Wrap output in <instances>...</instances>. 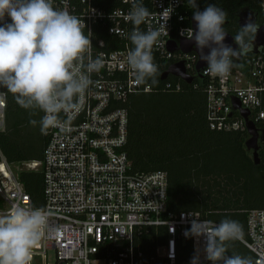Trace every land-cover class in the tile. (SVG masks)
I'll return each mask as SVG.
<instances>
[{"label": "built area", "instance_id": "1", "mask_svg": "<svg viewBox=\"0 0 264 264\" xmlns=\"http://www.w3.org/2000/svg\"><path fill=\"white\" fill-rule=\"evenodd\" d=\"M99 1V3L97 2ZM53 6L83 19L92 48L87 55L103 53L104 66L92 74L81 110L63 127L49 128L40 159L7 162L0 151V217L14 205L44 208L48 226L35 246L31 264H190L199 253L204 259V237H186L193 220H210L207 211L167 207L168 175L164 169L133 170L125 151L127 97L139 92H180L185 84L167 75L157 88L136 83L127 65L131 47L127 35L133 25L126 19L135 0H51ZM153 13L141 30L157 27L164 9H174L167 20V35L153 47L159 72L183 60L192 81L188 86L203 95L206 127L216 132H245L246 119L264 128V46L250 50L239 66L222 78L194 70L196 55L169 51L167 42L188 39L182 30L192 28L187 0H143ZM259 24L264 25V0L259 4ZM10 20L5 17V22ZM198 79V81H196ZM5 93L0 96V131L4 129ZM235 97L239 108L232 106ZM43 113H41V116ZM247 136V135H246ZM21 170L41 173V203L34 206L18 178ZM165 222V223H164ZM216 222V221H214ZM218 223V222H217ZM238 241L264 264V208L244 210L243 235ZM53 260L48 262L47 251Z\"/></svg>", "mask_w": 264, "mask_h": 264}, {"label": "clouds", "instance_id": "2", "mask_svg": "<svg viewBox=\"0 0 264 264\" xmlns=\"http://www.w3.org/2000/svg\"><path fill=\"white\" fill-rule=\"evenodd\" d=\"M193 9L195 28L182 30L206 62L205 72L214 77L227 76L239 66L237 61L253 50L260 24L249 16L232 35L234 44H225L228 12L216 4L201 11L196 0H187ZM174 9L160 14L157 27L141 30L153 15L143 0H135L126 19L133 25L127 39V65L137 84H157L159 68L154 62L153 47L167 35V20ZM5 17L10 23L5 22ZM83 19L66 10L55 8L51 0H0V89H6L15 103L31 116L43 113L39 120L42 133L49 128L63 127L74 119L84 103L85 95L95 83L92 74L104 66V54L87 55L91 39L85 34ZM208 49L205 53L204 49ZM5 93L0 92V96ZM49 213L44 208L14 205L0 217V264H31L33 250L48 226ZM165 223V222H164ZM243 235L242 225L232 219L218 223L193 220L186 237H204L203 254L209 264H256L252 256L233 252L229 244ZM190 264H200L199 253Z\"/></svg>", "mask_w": 264, "mask_h": 264}, {"label": "trees", "instance_id": "3", "mask_svg": "<svg viewBox=\"0 0 264 264\" xmlns=\"http://www.w3.org/2000/svg\"><path fill=\"white\" fill-rule=\"evenodd\" d=\"M99 3V1H97ZM200 10L216 4L228 12L226 31H237L238 10L245 8L258 18L260 0H196ZM188 15L193 9L187 4ZM8 20L6 23H10ZM159 88L163 81L156 76ZM198 81V79H196ZM151 83V81H149ZM180 92H139L143 98L127 97V142L125 151L133 170L164 169L168 175L167 207L177 210L207 211L209 219L219 222L228 218L244 228V210L264 208V145L260 161L253 164L243 152L244 132H216L206 127L203 95L198 89L182 84ZM132 95V94H131ZM148 95V97H146ZM149 95L158 97L151 103ZM31 116L6 92L4 129L0 131V151L7 162L40 159L44 136L28 138L24 131ZM259 130L263 128H258ZM190 146V149H186ZM201 146L202 149H194ZM189 155V157H187ZM18 178L34 206L41 203V173L21 170ZM219 180L231 186L223 188ZM254 184L262 195H252ZM229 189V188H228ZM224 190L225 192H222ZM251 254L238 242L229 245V254Z\"/></svg>", "mask_w": 264, "mask_h": 264}, {"label": "water", "instance_id": "4", "mask_svg": "<svg viewBox=\"0 0 264 264\" xmlns=\"http://www.w3.org/2000/svg\"><path fill=\"white\" fill-rule=\"evenodd\" d=\"M203 10L204 8L201 11ZM192 16L193 14L190 16V24L192 28L194 29L195 23L192 19ZM236 16H237L236 23L238 27L244 24L249 16L252 17L253 21H255L253 14L245 8L238 10ZM224 43L231 45L233 48L236 47L232 39V36L230 34H228ZM258 46H261V47L264 46V25H261V24L256 34L253 48H256ZM167 48L169 51L178 49L182 53L193 52L196 55V61L194 64L195 71H198L201 67H203L206 64V62L200 60L199 52L194 42L190 40L189 38L188 39L180 38L177 43L173 42L172 40H169L167 42ZM204 51L205 53H207L208 49L206 48L204 49ZM168 74L180 78L185 84H189L193 78L191 75L187 74L185 67H184L183 60H178L173 63H170L165 69H163L160 72L159 79L160 80L165 79ZM231 101H232V106L234 108H239V103L235 97H233ZM239 112L245 120V132L247 135L242 142V146L247 152H249L251 162L253 164H258L260 159H259V152H258L259 146L257 144V140L262 139L261 137H262L263 131L256 128V126L251 121L246 119L247 111L245 109L239 108Z\"/></svg>", "mask_w": 264, "mask_h": 264}, {"label": "rangeland", "instance_id": "5", "mask_svg": "<svg viewBox=\"0 0 264 264\" xmlns=\"http://www.w3.org/2000/svg\"><path fill=\"white\" fill-rule=\"evenodd\" d=\"M150 97H149V99H150V102L151 103H156V101H157V98L158 97H155V96H152V95H149ZM143 97H145L144 95H141V94H132V95H130V98L132 99H134V98H143ZM146 97H148V95L146 96ZM40 118H37L36 120H39ZM24 131L26 132V133H28L29 135H27L28 136V138H33V137H36V136H39V134L41 135V130H40V126H39V124H37L36 126H33V125H31V124H27V125H25V127H24ZM219 182L221 183V185L222 186H224V182H223V180H219ZM223 188H226L227 190H230V188H231V186H229V184H227V185H225ZM229 188V189H228ZM222 192H225L224 190H222ZM252 195L253 196H255V195H257V197H259L260 198V196L262 195V193H263V189H262V191H261V189L259 188V186H258V184H254V187H253V189H252ZM232 244V242H230V244L229 245H231ZM37 246V245H36ZM47 257H48V262L49 263H51L52 262V260H53V255H52V251L51 250H48L47 251ZM32 264H39V260H38V257H35L34 259H33V262H32Z\"/></svg>", "mask_w": 264, "mask_h": 264}, {"label": "flooded vegetation", "instance_id": "6", "mask_svg": "<svg viewBox=\"0 0 264 264\" xmlns=\"http://www.w3.org/2000/svg\"><path fill=\"white\" fill-rule=\"evenodd\" d=\"M236 18H237V16H236ZM254 18H255V16H254ZM255 21L259 24V22H260V19H259V16H258V18L256 19L255 18ZM262 131H263V134H262V139H258L257 140V144H258V146H259V150H258V152L260 153L261 152V149H262V146L264 145V128L263 129H261ZM186 149H190L191 147L190 146H186L185 147ZM192 148H194V149H202L203 147H201V146H194V147H192ZM242 150H243V152L250 158V156H249V152H247L245 149H244V147L242 146ZM187 157H189V155H187ZM259 159H260V155H259ZM260 161V160H259Z\"/></svg>", "mask_w": 264, "mask_h": 264}]
</instances>
